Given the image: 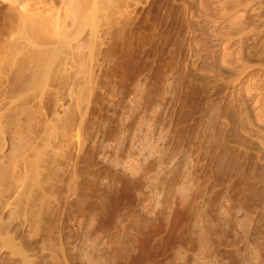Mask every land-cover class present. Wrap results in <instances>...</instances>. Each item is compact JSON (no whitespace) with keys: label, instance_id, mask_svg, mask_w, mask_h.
Instances as JSON below:
<instances>
[{"label":"rangeland","instance_id":"obj_1","mask_svg":"<svg viewBox=\"0 0 264 264\" xmlns=\"http://www.w3.org/2000/svg\"><path fill=\"white\" fill-rule=\"evenodd\" d=\"M35 1L0 0L1 218L30 264H264V0L58 1L60 59Z\"/></svg>","mask_w":264,"mask_h":264},{"label":"bare ground","instance_id":"obj_2","mask_svg":"<svg viewBox=\"0 0 264 264\" xmlns=\"http://www.w3.org/2000/svg\"><path fill=\"white\" fill-rule=\"evenodd\" d=\"M48 1V2H47ZM58 1H60V2H64V0H38V2H32L33 3V5L34 4H36L38 7H40V8H43V9H45L44 10V12L45 13H47V15H42L41 16V18H38V16H35V15H33V14H30V16L28 17L27 16V12H26V14H25V12H24V15H22V16H24L23 18H24V20H21V22L23 23L24 21H31V22H25V23H23V24H25V25H27V26H23V25H21L23 28H24V32L26 31V28L28 29V31H31V30H33V29H36V28H32L30 25H31V23H32V25H34L35 27L37 26L38 28L36 29V30H34V31H44V32H39V34L41 33L42 35H41V38H48V39H45L46 40V43H44L45 44V46H46V44H53V41H54V46H55V44H58L57 45V47H55V48H53V50L56 52V55L59 53H61L60 55H62L63 53H65L63 50V48L65 47V48H69V43H67L66 44V42L67 41H65V40H67V39H69L70 38V41H71V37L73 36V35H75L76 33H77V31H79V28H78V30H77V27L75 28V29H73L74 31H72V30H68V31H66L65 29H67L66 27H65V25L63 24V26H64V28H63V26H61L62 24L61 23H63V22H61L60 20H62L61 18H60V15H58V11H55V9L53 8V5H55L56 3H59ZM70 1V0H69ZM72 1H74V0H72ZM75 1H78V0H75ZM80 1V0H79ZM99 1H102V0H81L80 1V3H78V2H75V7L77 8L78 7V11H80V10H82V12L80 11L79 12V14L80 13H82L83 14V11H85L86 12V10L88 9L89 10V7L91 8V10H96V9H94L95 8V5L99 2ZM107 1V3L109 2L108 0H106ZM105 0L104 1H102V3H104V2H106ZM235 2V1H234ZM31 3V2H30ZM46 3L48 4L49 3V5H46ZM70 3V2H69ZM74 3V2H73ZM101 6H100V5ZM99 4H97L98 6H100V7H97V8H99V10H101V7L103 8L104 6V4L102 5L101 4V2H99ZM109 4V3H108ZM32 5V6H33ZM96 5V6H97ZM35 6V5H34ZM46 6H48V7H46ZM36 7V6H35ZM55 7V6H54ZM107 7V6H106ZM79 8H80V10H79ZM93 8V9H92ZM32 9H33V7H32ZM38 9V8H37ZM33 10H35V9H33ZM74 10V9H73ZM98 10V9H97ZM98 10V11H99ZM36 11V10H35ZM97 11V12H98ZM30 12H32V11H30ZM29 12V13H30ZM37 12V11H36ZM41 12H42V10H41ZM77 12V11H76ZM91 12V11H90ZM97 12H95L96 14H97ZM34 13V12H33ZM40 13V12H39ZM44 13V14H45ZM54 13L56 14V15H54ZM78 13V12H77ZM99 13V12H98ZM235 13V12H234ZM23 14V13H22ZM35 14V13H34ZM38 14V13H37ZM41 14V13H40ZM88 14V13H87ZM90 14V13H89ZM95 14V16H97ZM21 15V14H20ZM29 15V14H28ZM39 15V14H38ZM84 15V14H83ZM99 15V14H98ZM40 16V15H39ZM45 16V17H44ZM91 16V15H90ZM89 16V17H90ZM94 16V17H95ZM20 17V16H19ZM30 18V19H26V18ZM32 17V18H31ZM85 17H86V15H85ZM92 17V16H91ZM22 18V19H23ZM34 18H35V22L37 23L38 21L37 20H40V23H37V24H39V26H40V24H41V26H42V28L40 29V30H38L40 27L36 24L35 25V22H34ZM21 19V18H20ZM26 19V20H25ZM37 19V20H36ZM69 19V18H68ZM87 19H89V18H87ZM86 19V20H87ZM91 19V18H90ZM89 19V20H90ZM95 19V18H94ZM96 20V19H95ZM20 21V20H19ZM33 21V22H32ZM63 21V20H62ZM75 21V20H74ZM91 21V20H90ZM89 21V23L91 24V22ZM21 23V24H22ZM28 23V24H27ZM71 23V22H70ZM95 24H96V21H95ZM96 26V25H95ZM94 26V27H95ZM92 27V26H91ZM30 29V30H29ZM71 29V28H70ZM65 30V31H64ZM77 30V31H76ZM70 31V32H69ZM76 32V33H75ZM81 32V31H80ZM26 33V32H25ZM24 33V34H25ZM29 33V32H28ZM37 33V32H36ZM43 33H44V36H46V37H43ZM47 33V34H46ZM46 34V35H45ZM78 34V33H77ZM27 35V34H26ZM29 35H30V33H29ZM59 35H61V38H63V39H65L64 41H62V40H58V38H59ZM24 37L23 38H26L27 39V37L28 36H26L25 37V35H23ZM32 36V35H31ZM51 36L53 37L54 36V39L52 38V39H50L51 38ZM55 37H56V39H57V41H56V39H55ZM58 37V38H57ZM74 37V36H73ZM75 37H76V35H75ZM74 37V38H75ZM29 39H30V37H28ZM39 39H41L40 37H38ZM19 39H22V38H19ZM26 39H23L24 41L26 40ZM38 39V40H39ZM60 39V38H59ZM73 39V38H72ZM44 39H41L40 40V45L42 44V41H43ZM44 40V41H45ZM47 40H48V42L49 43H47ZM51 40H52V42H51ZM29 41H31V40H29ZM35 41L37 42V39H36V37H35ZM43 41V42H44ZM55 41H56V43H55ZM73 41H74V39H73ZM58 42V43H57ZM69 42V41H68ZM29 43V42H28ZM38 44V42L37 43H35L33 40H32V42H30L29 44ZM24 45V44H23ZM26 45H28V44H26ZM67 45V46H66ZM42 46H43V44H42ZM76 46H77V44H76ZM46 48V47H45ZM72 48V47H71ZM70 49V48H69ZM47 50V49H46ZM48 50H50L51 51V53H52V48L51 49H48ZM47 50V51H48ZM66 50H68V49H66ZM65 50V51H66ZM74 51V50H73ZM78 51V50H77ZM58 52V53H57ZM63 52V53H62ZM69 52V51H68ZM55 54V53H54ZM55 55V56H56ZM58 56L57 55V59H60L61 58V56ZM46 56V55H45ZM44 58V57H43ZM52 58H53V56H52ZM56 59V60H57ZM66 60V59H65ZM60 63V62H59ZM261 115V114H260ZM5 166V165H4ZM1 173V176H2V172H0ZM9 173V172H8ZM4 175V174H3ZM10 176V175H9ZM7 178V177H6ZM6 178H3V176L2 177H0V180L2 179H6ZM11 181V180H10ZM0 182H3V181H0ZM14 182V181H13ZM0 184H3V183H0ZM12 184V183H11ZM26 184V183H25ZM8 185V184H7ZM14 185V184H13ZM5 186V185H4ZM9 186V185H8ZM11 188V187H10ZM4 189H5V187H4ZM15 190V189H14ZM0 192H2V191H0ZM12 192V191H11ZM3 194V193H2ZM9 194V193H8ZM15 196V195H14ZM1 197V200H2V196H0ZM7 198V197H6ZM5 198V199H6ZM14 198V197H13ZM23 198V197H22ZM0 200V201H1ZM17 200V199H16ZM21 199H19V201H20ZM3 202H4V200H2ZM6 201V200H5ZM18 201V202H19ZM23 201V200H22ZM21 202V201H20ZM27 202V201H26ZM6 203V202H5ZM15 203H16V201H15ZM14 203V205H16ZM20 205L21 203H17V205ZM2 203L0 202V249L2 250V248H4L6 251L8 250V253H10V254H12V256L14 255V257H12V258H15L16 259V257L15 256H17V259H19V257H20V263L18 262V263H16V262H14V264H30L31 263V260H29L28 258H27V255L25 254V252H24V250H22L19 246H17V243L19 244L20 242H17L15 239H14V237H16L19 233H17V232H19V231H17V232H14V230L16 231V230H18L17 228L15 229L14 228V230H13V228H12V232L13 233H16L15 235L16 236H12L13 234H12V232H11V234H9V229L11 228H9V223L7 224L6 222H4L3 220V218H1L2 216H1V210H3L2 208ZM15 207V206H14ZM13 207V208H14ZM21 207H22V204H21V206H19V207H15L13 210H12V212L9 214V217H8V220L10 221V220H12V221H15V222H17V219L18 218H21V216H22V220L24 219V221H28L29 219H28V217L29 216H27L26 215V213L25 212H23L22 210H21ZM31 209V208H30ZM3 213V212H2ZM28 213V212H27ZM10 218V219H9ZM30 218V217H29ZM9 221H7V222H9ZM12 221H11V224H12V226L14 225L13 223H12ZM14 222V223H15ZM15 225H17V224H15ZM13 227H15V226H13ZM35 231V230H34ZM20 235V234H19ZM17 237H19V236H17ZM17 239H19V238H17ZM17 243H16V242ZM9 254V255H10ZM11 256V255H10ZM11 258V259H12ZM0 259H1V257H0ZM3 259H5V258H3ZM3 259H1V260H3ZM9 259V258H8ZM7 260V259H6ZM6 260H4L3 261V264H8V262H9V260H8V262L6 261ZM14 261V260H13ZM0 262H2V261H0ZM9 263H13V262H9ZM0 264H2V263H0Z\"/></svg>","mask_w":264,"mask_h":264}]
</instances>
